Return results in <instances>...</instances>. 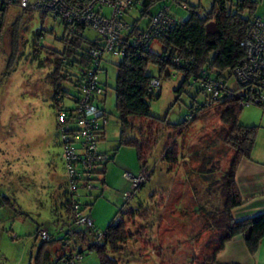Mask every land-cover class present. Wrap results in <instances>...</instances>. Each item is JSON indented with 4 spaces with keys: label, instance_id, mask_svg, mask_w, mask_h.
I'll use <instances>...</instances> for the list:
<instances>
[{
    "label": "rangeland",
    "instance_id": "1",
    "mask_svg": "<svg viewBox=\"0 0 264 264\" xmlns=\"http://www.w3.org/2000/svg\"><path fill=\"white\" fill-rule=\"evenodd\" d=\"M182 4L197 7L198 14L204 16L212 0H180V3L153 0L146 14L139 9L131 11V21L138 19L139 26L144 27L149 15L163 7L184 20L189 13ZM255 13H264V0H257ZM20 14L23 15L19 36L21 43L24 42L19 47L21 55L8 68L12 23ZM40 28L43 35L37 37ZM84 33L89 38L98 36L90 28ZM63 34L62 26L48 16L42 18L38 12L22 13L15 5L6 12L0 37V264H37L38 257L42 259L46 252L50 258L43 257L40 264H57L55 249L63 247L59 250L61 254L71 248V244L62 245L61 240L65 237L67 240L65 234L72 229L63 207L67 178L52 90L46 79L53 68L48 61L54 58L47 51L62 50L59 39ZM150 49L158 54L161 46L155 40ZM118 61L114 56L100 61L99 79L106 82L102 84L106 115L98 119L104 126V137L98 140L97 147L109 157L104 182L102 176L96 175L98 178L90 181V191L80 186L75 195L84 213L94 222L88 238L103 233L114 219H122L129 238L119 252L110 253L118 264H195L216 245V240H211L213 230L207 226L205 212L218 202L232 155V150L216 137L220 118L208 112L181 137L165 127L151 128L147 119L130 118V136L146 142L151 135L156 142L146 163L150 169L147 181L126 201L125 196L132 192V187L123 174H138L141 165L135 147L119 142V113L113 91ZM72 72L78 73L77 67ZM147 72L160 79L155 97L148 101L153 117L180 123L190 113L193 100L201 102L204 98L197 85L185 84L177 95L175 90L183 79L180 71L166 67L160 75L158 65L150 63ZM74 85L66 81L62 87L68 95L78 97V88ZM64 103L68 108L74 104L68 99ZM242 122L258 126L251 154L264 155V108L254 104L243 107L239 116V123ZM173 136L178 144V161L171 165L166 162L164 152ZM207 157L210 158L206 164L210 179L204 180L196 170L200 159ZM126 210L132 215L119 213ZM36 228L46 230L54 243L43 245ZM78 264H99L98 254L94 250L86 251Z\"/></svg>",
    "mask_w": 264,
    "mask_h": 264
},
{
    "label": "trees",
    "instance_id": "2",
    "mask_svg": "<svg viewBox=\"0 0 264 264\" xmlns=\"http://www.w3.org/2000/svg\"><path fill=\"white\" fill-rule=\"evenodd\" d=\"M13 4H7L3 1L2 15L0 16V37L4 29V19L6 12L10 6H17L22 13L33 12L21 8L18 5L19 0ZM180 3V0H176ZM4 3H6L4 5ZM153 0H144L143 8L140 10L142 14H146L148 8L152 5ZM186 10L188 14L187 19H178L173 26L161 32L157 38L161 46L160 53L156 54L151 49L134 50L132 48L126 49L124 55L119 58L116 64V79L113 87L115 96V108L117 109L120 122L119 142L121 145L135 147L140 162V170L150 171L146 167L148 155L152 148L155 146L156 140L149 135L146 142L134 136H130L131 124L129 119L132 117L139 119H147L151 128L156 130L165 127L172 130L175 136L181 137L184 132L193 125L201 116L208 112H213L220 118V127L216 133V137L224 144V146L232 150V155L229 158L228 165L225 170V182L220 187L218 193V202L212 204L211 208L205 212V219L208 228L213 230L211 240H216V245L212 248L208 255H205L202 261L195 264H219L216 261L217 254L223 249L226 242L233 239L237 235H241L244 239L247 250L250 254H254L259 247L261 239L264 237V211L248 218L235 220L231 215L234 207L243 203L235 181V174L237 166L244 158H250L255 144V134L257 126H245L239 123V116L242 108L243 99H245V92L242 93L237 85L230 83L229 87L224 91L223 96L210 104L207 103L210 94L203 90L199 85V78L202 77V71L214 73L216 78L221 77L231 80V76L235 68L239 65L240 61L245 55L247 44V31L251 22L256 15L257 0H212L210 10L204 15L198 14V9L195 6H189ZM42 18L46 17L44 13H39ZM23 14H20L12 23L13 29L11 30L10 44L12 47L7 60V67L16 61L21 55L19 47L23 45L19 36L20 19ZM213 22L216 26L215 34H208L205 30L207 23ZM136 23V21H135ZM136 28H140L135 24ZM87 28L79 25L76 29L69 33L67 28H64V34L59 39L62 44V50L49 49L47 53L54 58L48 63L53 67L52 71L46 76L49 86L52 90V104L56 117L58 111L64 110L68 116L71 117V128H78L74 121V112L81 99L82 86L86 80V72L92 63V57L89 49L95 46H100L101 39L98 36L89 38L85 35ZM50 32H52L50 30ZM37 37L43 35L42 28L37 31ZM38 45V42H37ZM21 48V47H20ZM40 51L37 49V52ZM39 53V52H38ZM180 59L179 65H174L173 58ZM106 58V57H105ZM104 58V59H105ZM103 59V60H104ZM156 64L159 67L160 75L164 72L166 67H170L183 74V79L175 90L177 95L183 91L185 84L197 85L198 91L204 95L201 102L195 99L190 106V113L188 118H184L180 123L167 122L165 118H157L150 115V105L148 101L152 100L155 95L154 92H148L147 87L153 76L147 72L148 64ZM77 67L78 73L72 72V69ZM159 78V77H158ZM264 79V77H263ZM70 81L78 88V97H72L67 94L63 89L62 84ZM99 83H102L99 79ZM100 103L98 107L106 112L102 106L104 102V87ZM259 87L254 91L264 90V83H260ZM72 100L74 103L71 108L65 106V100ZM264 108V102L260 105ZM66 114V115H67ZM189 116L192 120L189 119ZM57 123V121H56ZM150 128V129H151ZM58 129V124H57ZM96 134V141L103 139L104 126L97 121L93 126ZM175 136L169 139L170 145L167 146L164 152L165 160L168 164H176L178 161V144ZM105 160L95 170V173L102 176L101 180L104 182L105 174ZM210 158H201L197 172L202 175L204 180H209L207 174L209 169L206 164ZM150 174V172H149ZM207 174V175H206ZM147 181V179H146ZM145 181V182H146ZM144 182V183H145ZM141 184L135 191L131 192V197L143 185ZM67 198L63 203L66 212V220H68L69 212V196L67 190L65 191ZM130 197V198H131ZM129 198V199H130ZM129 199L126 198V201ZM77 200H79L77 198ZM81 205V210L84 207ZM123 215H132L130 210L120 211ZM71 232L75 237V242H71L70 250L62 252L55 262L57 264L65 257H72L75 252L83 254L86 251L94 250L98 254L99 264H118V261L110 256V253H117L121 249V245L125 243L129 235L126 232L125 222L122 219H114L106 228L103 233L92 235L88 238V234L94 228H81L71 223ZM38 228H36V233ZM66 235V234H65ZM64 235V236H65ZM101 237L98 239V236ZM37 236V235H36ZM66 238V237H65ZM62 239V245L66 239ZM68 238V237H67ZM71 238V239H72ZM98 239V240H97ZM69 240V239H67ZM77 240V242H76ZM43 245L54 243L53 239L42 240ZM78 243L80 246H78ZM63 249V247L61 248ZM50 254L46 252L45 259H49ZM38 257L37 264L42 260Z\"/></svg>",
    "mask_w": 264,
    "mask_h": 264
},
{
    "label": "built area",
    "instance_id": "3",
    "mask_svg": "<svg viewBox=\"0 0 264 264\" xmlns=\"http://www.w3.org/2000/svg\"><path fill=\"white\" fill-rule=\"evenodd\" d=\"M3 1L13 4L12 0H0V16L2 15ZM17 0H14L16 2ZM21 8L38 13H44L56 25L67 28L69 33L81 25L96 32L101 39L100 46L89 49L92 57L90 68L86 72V80L82 86L81 99L74 112V123L78 128H71V117L64 110L58 111L56 121L60 142L62 144V158L67 178V192L69 196L68 223L81 227H93V220L81 210L79 200L75 195L79 187L92 189L90 181L96 179V168L107 160L104 153L97 147L96 134L93 126L99 118L105 116L98 107L99 99L103 93L99 83L100 61L107 56L122 57L126 49H149L159 34L174 25L176 18L167 7L160 8L149 15L144 27H135L138 19H133L130 12L141 10L144 0H19ZM240 2V0H239ZM4 3V5L6 4ZM182 8L188 10L186 4ZM108 10V13L106 12ZM136 21V23H135ZM174 65L180 64L178 57L173 58ZM215 73V72H214ZM214 73L202 71L199 85L210 94L207 103L220 99L230 83L237 85L245 99L241 105H260L264 102V90L254 91L260 83H264V13L253 18L247 31V44L245 55L232 73L231 80L216 78ZM160 86V79L155 77L147 87L148 92H154ZM67 114V115H66ZM188 118V117H187ZM189 119L191 117L189 116ZM78 147H75V144ZM149 172L140 170L138 174L125 172L123 176L131 181V190L135 191L143 184ZM131 192L126 198L131 197ZM41 240H49L46 230H38ZM69 240L64 243L71 244L73 233L66 234ZM101 235L98 236V239ZM97 239V240H98ZM82 254L77 252L70 257H64L59 264H78Z\"/></svg>",
    "mask_w": 264,
    "mask_h": 264
},
{
    "label": "crops",
    "instance_id": "4",
    "mask_svg": "<svg viewBox=\"0 0 264 264\" xmlns=\"http://www.w3.org/2000/svg\"><path fill=\"white\" fill-rule=\"evenodd\" d=\"M241 124L245 125L243 122ZM235 181L243 203L232 209L233 219L240 220L263 212L264 155L251 154L250 158L242 159L236 169ZM60 248L59 246L55 249L56 260L60 255ZM216 261L219 264H264V237L260 241L258 250L250 254L243 237L237 235L225 243L223 249L217 254Z\"/></svg>",
    "mask_w": 264,
    "mask_h": 264
},
{
    "label": "water",
    "instance_id": "5",
    "mask_svg": "<svg viewBox=\"0 0 264 264\" xmlns=\"http://www.w3.org/2000/svg\"><path fill=\"white\" fill-rule=\"evenodd\" d=\"M205 30L208 34H215L216 33V26L213 22H209L206 24Z\"/></svg>",
    "mask_w": 264,
    "mask_h": 264
}]
</instances>
